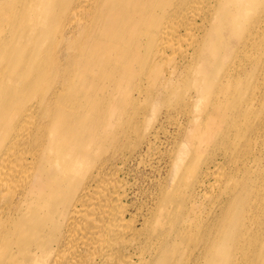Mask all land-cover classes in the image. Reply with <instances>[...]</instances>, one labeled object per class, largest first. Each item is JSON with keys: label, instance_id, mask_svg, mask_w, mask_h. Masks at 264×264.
Here are the masks:
<instances>
[{"label": "bare ground", "instance_id": "bare-ground-1", "mask_svg": "<svg viewBox=\"0 0 264 264\" xmlns=\"http://www.w3.org/2000/svg\"><path fill=\"white\" fill-rule=\"evenodd\" d=\"M205 2L0 0V264H264V0ZM184 88L188 117L165 105ZM172 114L167 167L136 190L128 164Z\"/></svg>", "mask_w": 264, "mask_h": 264}, {"label": "rangeland", "instance_id": "rangeland-1", "mask_svg": "<svg viewBox=\"0 0 264 264\" xmlns=\"http://www.w3.org/2000/svg\"><path fill=\"white\" fill-rule=\"evenodd\" d=\"M209 3H210V0H206L204 12H207L208 8H210V6L208 5ZM234 6H235V9L237 8V12L233 13L232 17H231V31H233V24L235 22H238V20H239V14H242L245 11V6H242L241 10H239V3L235 4ZM256 10H257L256 8H251L248 11V14H252V18H251L252 22L251 23L254 22ZM201 13H202V10L199 14H201ZM189 38H191V37L184 38L183 43H187ZM195 38L196 37L193 34L191 42ZM228 38H230V37L228 36L227 39ZM172 56L173 57L171 59H169L168 61H166L164 65H169L173 61V59H175V60L180 59V57L182 55H172ZM246 60H247L246 57H242V62H245ZM235 63H237L236 64L237 66L239 65V58H238V60H235L234 64ZM228 64H229V62H228ZM194 69L190 70L187 73V76H186V72H182L180 74L181 78L187 79L188 80L187 82H189L193 78L197 79V73L194 71ZM191 91H192V94H194V91L193 90H191ZM180 94H181V98L169 101V102L165 103V105L168 108H171L170 106L173 104V106H175L176 109L172 110V112H179V113L185 115L186 117H188V115L191 114L192 105H191V101L186 102L184 99V95L187 94L186 88L182 89L180 91ZM214 100H215V98H214ZM140 104L136 105V108L140 109L141 108ZM151 105H153V104H151ZM151 105H149V108ZM149 108L147 109V114L149 113ZM162 111H163V109H161L160 112H162ZM163 116L160 117L162 120L160 119L161 123L159 124V128L156 132V135H158L157 137H159V139L156 137L155 142L152 143V146L149 149L150 153L148 152V154L142 156L144 158V160L146 161V163H140L139 164V162H137L138 161L137 159H133L128 164L129 175L127 176L126 179L133 183V187L136 190H143V189L145 190V188H147L150 185L151 180L155 179L159 176L157 174H159L161 172L163 173V171H165V169L167 167V163H168L169 158H170V155L172 153V148L174 146V142L176 139L178 140L180 135H181L182 130L180 129V127L185 125L184 124L185 118L182 116H179L177 114H172L168 118H165ZM140 120H141V130H143L144 127L146 126V118H140ZM170 127H172V128H170ZM210 131H211V129H210ZM175 135H176V137H175ZM260 135H261V132H257L256 134H251V140L253 142H255V141L259 142ZM142 137L143 136H141V138L138 136H133L132 138H129L128 141H130V144H132L133 142H136V141L139 142V144L136 146V147H138L142 142V139H143ZM181 139H185V136H184V138L182 136ZM218 144L219 143L216 141H208V142H205L204 144L201 145V147L198 151V153L201 154L200 155V165H201V158H204L209 153L215 152L218 150ZM165 148H167V149H165ZM243 151L244 150L241 149V154L243 153ZM167 153L169 154V156ZM196 157H197V153H195V151H194V146L192 144H189L187 147V150H186V157H185V161H184L185 162V168L183 170V182L187 186L191 182V176L193 173V166L195 164V161H196L195 158ZM219 158H220L219 161L224 160V158L222 156H219ZM226 160H227V158H226ZM147 163H149L150 165ZM153 166L155 167L154 168L155 170L153 168H151ZM225 166H226V164L223 165V168ZM215 178L220 179V176L215 177L214 174H211L207 179V184L209 185V181L212 182V181H214ZM197 188H200V189H197ZM197 188H196V199L197 200H195V201L191 199L193 193L189 189H186V188L183 189V200L184 201L189 200L190 207L194 208L195 210H197V206H199V204L201 203V190L203 189V186L201 187V185H198ZM127 202L130 204V208L132 207V210H135V209L137 210V208H139V206H140V203H138L137 200H135V202H130V200H128ZM190 210H191V208H190Z\"/></svg>", "mask_w": 264, "mask_h": 264}]
</instances>
